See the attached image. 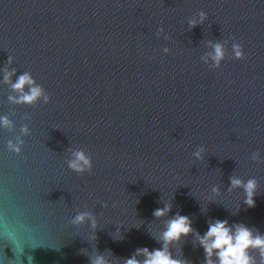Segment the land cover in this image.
Here are the masks:
<instances>
[{
	"label": "water",
	"instance_id": "1",
	"mask_svg": "<svg viewBox=\"0 0 264 264\" xmlns=\"http://www.w3.org/2000/svg\"><path fill=\"white\" fill-rule=\"evenodd\" d=\"M226 40L220 68L205 65ZM5 69L13 83L30 73L49 103L9 100ZM0 116L12 123L0 129V209L24 210L40 245L20 256L0 242L6 264H143L137 251L161 249L177 215L192 232L168 252L185 264H205L197 234L217 220L264 236V0H0ZM76 151L90 173L68 169ZM233 178L256 181L254 207Z\"/></svg>",
	"mask_w": 264,
	"mask_h": 264
},
{
	"label": "clouds",
	"instance_id": "2",
	"mask_svg": "<svg viewBox=\"0 0 264 264\" xmlns=\"http://www.w3.org/2000/svg\"><path fill=\"white\" fill-rule=\"evenodd\" d=\"M199 16L200 22H203L206 18L203 12ZM195 24L196 21L190 22L191 26H195ZM227 44L228 41L226 40L223 44L216 43L210 45L212 47V52L209 53L211 63H208V59H204L202 62L205 65H210L212 68H220L222 62L225 60V48ZM231 51L233 59L242 60L244 58L243 49L239 43H232ZM8 62H12L11 57ZM12 74L5 69L2 79L4 84H11L12 91L18 94L16 97H9V100L16 104L28 106L41 100L45 104L49 103L48 94L43 87L36 83L30 73L26 72L18 76L14 83L10 79ZM25 87H27V91H24ZM11 127V121L7 117L0 116V129H9ZM29 134V129L26 126L21 127L20 136L16 137L14 142L10 140L6 143L7 151L19 156L24 146L22 137H26ZM200 151H203V149ZM200 151L195 153L197 158L200 157ZM67 167L77 175L90 173L92 170L91 157L84 151L73 152L72 158L67 162ZM230 184L232 188L242 187L244 189V203L247 207L251 208L255 206V180H249L247 183H244L238 178H233ZM213 192H217V189H213ZM170 210V205H165L163 209L155 210L153 215L159 219ZM87 218L89 217L86 213H81L74 217L72 223L80 224ZM93 227H95L94 222ZM35 232L36 224L33 223L31 217L24 210L16 208L11 201L6 199L5 207L0 209V242L6 243L8 247H11L15 255L19 251L20 256H23L26 246L33 249L40 246L35 242ZM191 232L192 227L188 217L177 215L167 222L166 230L161 235L163 242L161 249L151 252L146 248L140 249L136 255H143L145 257L143 264H185L184 261L171 257L168 252V246L171 243L178 242L182 236H187ZM22 233L30 235L31 238H22ZM197 240L204 250L205 264H214L213 256L216 258L215 264H255L249 255L250 249L259 251L261 264H264V236L259 234L254 235L253 231L244 225L229 227L227 221L217 220L209 223L208 230L202 236L197 234ZM33 260L32 256H28L27 264H33ZM0 264H6V260L3 257H0ZM19 264H23V261L19 260ZM95 264H104V261L102 258H99L95 261ZM125 264H139V262L135 257H132Z\"/></svg>",
	"mask_w": 264,
	"mask_h": 264
}]
</instances>
